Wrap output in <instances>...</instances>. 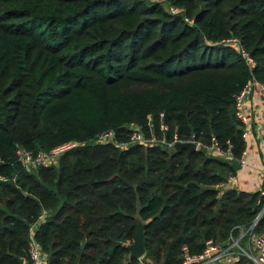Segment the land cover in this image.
Here are the masks:
<instances>
[{
	"label": "trees",
	"instance_id": "1",
	"mask_svg": "<svg viewBox=\"0 0 264 264\" xmlns=\"http://www.w3.org/2000/svg\"><path fill=\"white\" fill-rule=\"evenodd\" d=\"M252 80L264 84V0H0V264H32L34 224L47 264H179L184 245L201 252L248 227L258 192L204 188L234 174L230 162L94 138L115 129L125 141L128 122L147 132L148 115L160 135L163 113L168 138L213 137L237 159L235 97ZM71 141L83 144L56 165L17 160L19 146ZM137 221L140 259L128 249Z\"/></svg>",
	"mask_w": 264,
	"mask_h": 264
},
{
	"label": "built area",
	"instance_id": "2",
	"mask_svg": "<svg viewBox=\"0 0 264 264\" xmlns=\"http://www.w3.org/2000/svg\"><path fill=\"white\" fill-rule=\"evenodd\" d=\"M170 12H177L178 8L169 6ZM187 19V17H186ZM227 41L239 42L236 37H230ZM238 49L246 62L253 63V59L250 54L244 49V47L238 43ZM258 83L255 80L246 84L242 90L235 97L236 115L242 124L246 123V118L243 116V100L252 90V84ZM262 90V98L264 101V84L258 83ZM127 130L128 139L120 141L117 138V132L115 129L105 130L95 136L94 140L98 143H111L120 148H125L129 144L142 143L144 145L162 146L165 148H172L175 142H184L180 140L176 133H173L171 138H168L165 134L169 127L163 121V113L159 114V132L156 134L155 125L151 115L147 116L146 128L135 122H128L123 126ZM148 134V135H146ZM245 135V131H243ZM197 149H204L208 154L230 160L233 158L231 145L229 144L226 149H222L216 139L212 137L210 144L207 146L202 145L200 142L195 141ZM187 140V141H190ZM78 142H65L57 146L52 147L50 150H27L24 147L16 148V156L21 166L30 171L37 167H48L58 164L59 158L71 150L72 148L82 145ZM259 144L264 148V126L261 137L259 138ZM247 151L244 149L240 156L236 159L240 165H244L246 162ZM262 168L259 172L260 184L256 190L258 192L257 204L260 205V210L253 218L248 227L244 225H234L228 233L227 238L223 241H217L214 239H208L205 241L204 248L201 252L191 253L187 246L182 247L181 261L179 264H264V227L255 232V228L258 226L260 219L264 214V154L261 157ZM238 186V174H230L224 181L217 184L216 190L219 189L218 195L221 191L228 188H236ZM36 227L34 224L30 230V236L28 240V254L32 264H47V257L41 251L40 246L33 238V231ZM228 240V243L222 245V242Z\"/></svg>",
	"mask_w": 264,
	"mask_h": 264
},
{
	"label": "crops",
	"instance_id": "3",
	"mask_svg": "<svg viewBox=\"0 0 264 264\" xmlns=\"http://www.w3.org/2000/svg\"><path fill=\"white\" fill-rule=\"evenodd\" d=\"M252 85V90L243 100L242 108L243 116L246 118V123L241 127L245 131L246 162L244 165H240L233 158L226 161L234 166L235 173L238 174L239 180L236 188L242 190V188L253 187L251 192H254L259 186V172L262 168L261 157L264 154V148L259 144L264 126V101L260 85L258 83ZM221 159L223 160V158ZM256 162L261 166L257 165Z\"/></svg>",
	"mask_w": 264,
	"mask_h": 264
},
{
	"label": "water",
	"instance_id": "4",
	"mask_svg": "<svg viewBox=\"0 0 264 264\" xmlns=\"http://www.w3.org/2000/svg\"><path fill=\"white\" fill-rule=\"evenodd\" d=\"M239 129H241V126H238ZM173 150L175 151H181L185 150L187 157L195 151H198L196 147V143L193 140L190 141H184V142H175L173 145ZM206 189L210 190H216L215 186H204ZM228 243V240L226 239L224 242H222V245H225ZM85 244V241L81 243V248H83ZM128 249L130 250V258H137L140 259L144 253H145V248H144V225L142 222L137 221L136 223V230H135V235H134V240L133 242L128 246ZM18 261L21 263H24V260L22 258H18Z\"/></svg>",
	"mask_w": 264,
	"mask_h": 264
},
{
	"label": "rangeland",
	"instance_id": "5",
	"mask_svg": "<svg viewBox=\"0 0 264 264\" xmlns=\"http://www.w3.org/2000/svg\"><path fill=\"white\" fill-rule=\"evenodd\" d=\"M256 164L259 165V166H261L258 162H256ZM238 180H239V177H238ZM259 184H260V182H259ZM255 189H256V187H255ZM242 190H244V191L246 190V191H250L251 192V191H253V187H251V188H242ZM255 232L257 233L258 231L256 230Z\"/></svg>",
	"mask_w": 264,
	"mask_h": 264
}]
</instances>
